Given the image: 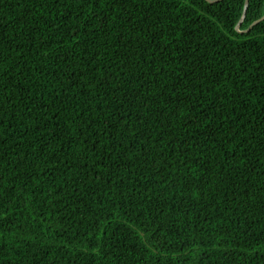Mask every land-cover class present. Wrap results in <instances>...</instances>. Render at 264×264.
Masks as SVG:
<instances>
[{
	"label": "trees",
	"instance_id": "1",
	"mask_svg": "<svg viewBox=\"0 0 264 264\" xmlns=\"http://www.w3.org/2000/svg\"><path fill=\"white\" fill-rule=\"evenodd\" d=\"M244 3L0 0V264H264Z\"/></svg>",
	"mask_w": 264,
	"mask_h": 264
},
{
	"label": "water",
	"instance_id": "2",
	"mask_svg": "<svg viewBox=\"0 0 264 264\" xmlns=\"http://www.w3.org/2000/svg\"><path fill=\"white\" fill-rule=\"evenodd\" d=\"M207 1H208L209 3H217V2H219V1H221V0H207ZM248 4H249V0H245V3H244V12H243L242 20H244V18H245V16H246V10H247ZM263 19H264V16H263L261 19L255 21V22L249 27V29H248L247 31H249V30L251 29V27H253L254 25H256V24H258L259 22H261ZM240 24H241V22L238 24V26H237V28H236L238 31H239ZM247 31H246V32H247Z\"/></svg>",
	"mask_w": 264,
	"mask_h": 264
},
{
	"label": "snow or ice",
	"instance_id": "3",
	"mask_svg": "<svg viewBox=\"0 0 264 264\" xmlns=\"http://www.w3.org/2000/svg\"><path fill=\"white\" fill-rule=\"evenodd\" d=\"M136 2V0H133V3H135ZM163 246V245H162Z\"/></svg>",
	"mask_w": 264,
	"mask_h": 264
}]
</instances>
